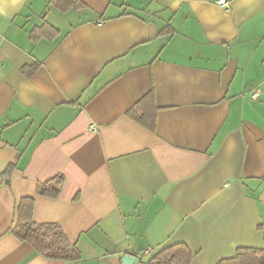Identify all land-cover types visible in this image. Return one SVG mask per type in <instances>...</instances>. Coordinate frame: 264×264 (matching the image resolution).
<instances>
[{
  "label": "crops",
  "instance_id": "1",
  "mask_svg": "<svg viewBox=\"0 0 264 264\" xmlns=\"http://www.w3.org/2000/svg\"><path fill=\"white\" fill-rule=\"evenodd\" d=\"M218 1L0 0V264L264 250V0ZM26 197L78 261L12 232Z\"/></svg>",
  "mask_w": 264,
  "mask_h": 264
},
{
  "label": "trees",
  "instance_id": "2",
  "mask_svg": "<svg viewBox=\"0 0 264 264\" xmlns=\"http://www.w3.org/2000/svg\"><path fill=\"white\" fill-rule=\"evenodd\" d=\"M61 8L66 9L77 0H51ZM129 114L138 121L154 128L155 122H147V114L141 107V102L130 109ZM64 176L57 174L50 179L39 182L40 194L57 196ZM33 199L26 197L20 202L18 220L12 232L22 241L29 242L40 254L47 258L75 262L81 258L77 246L71 243L64 230L57 224L36 223L32 219ZM193 251L185 243H175L165 246L149 256L146 264H192ZM219 264H264V250L257 248H240L237 255L222 260Z\"/></svg>",
  "mask_w": 264,
  "mask_h": 264
},
{
  "label": "water",
  "instance_id": "3",
  "mask_svg": "<svg viewBox=\"0 0 264 264\" xmlns=\"http://www.w3.org/2000/svg\"><path fill=\"white\" fill-rule=\"evenodd\" d=\"M137 257L133 254L127 253L122 257V264H136Z\"/></svg>",
  "mask_w": 264,
  "mask_h": 264
},
{
  "label": "built area",
  "instance_id": "4",
  "mask_svg": "<svg viewBox=\"0 0 264 264\" xmlns=\"http://www.w3.org/2000/svg\"><path fill=\"white\" fill-rule=\"evenodd\" d=\"M218 3L221 4V5H228V0H219ZM259 93H260V91L257 90V91L254 93V96H258ZM145 253H146V255L151 256V255H153L154 252H153L152 249H149V250H147Z\"/></svg>",
  "mask_w": 264,
  "mask_h": 264
},
{
  "label": "rangeland",
  "instance_id": "5",
  "mask_svg": "<svg viewBox=\"0 0 264 264\" xmlns=\"http://www.w3.org/2000/svg\"><path fill=\"white\" fill-rule=\"evenodd\" d=\"M146 258L144 257H139V259L137 260L136 264H146Z\"/></svg>",
  "mask_w": 264,
  "mask_h": 264
}]
</instances>
